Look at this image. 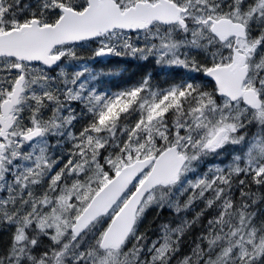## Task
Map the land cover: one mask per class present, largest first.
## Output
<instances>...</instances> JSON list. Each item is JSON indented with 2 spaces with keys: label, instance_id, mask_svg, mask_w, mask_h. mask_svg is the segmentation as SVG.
Listing matches in <instances>:
<instances>
[{
  "label": "snow or ice",
  "instance_id": "snow-or-ice-1",
  "mask_svg": "<svg viewBox=\"0 0 264 264\" xmlns=\"http://www.w3.org/2000/svg\"><path fill=\"white\" fill-rule=\"evenodd\" d=\"M0 264H264V0H0Z\"/></svg>",
  "mask_w": 264,
  "mask_h": 264
},
{
  "label": "trees",
  "instance_id": "trees-1",
  "mask_svg": "<svg viewBox=\"0 0 264 264\" xmlns=\"http://www.w3.org/2000/svg\"><path fill=\"white\" fill-rule=\"evenodd\" d=\"M105 64H108L109 67H111L114 64H120L121 66L128 67L130 69V72L127 75H131V73L135 71V65L133 63L124 64L121 58H113L110 60H101L99 63L94 64L93 66L99 68V67L104 66ZM127 75H126L125 79L127 78ZM162 78H163L162 76H159V75L157 76V79H162ZM113 83H116V82L114 81ZM213 162H215V161H213ZM189 216H191V213H189ZM172 218L173 217L171 216V213H168V212L163 213L160 218H155V214L150 212L148 214V217H147V220L145 221L144 226L150 227L153 230H155L158 223L172 219ZM190 239H192V237H190L189 240Z\"/></svg>",
  "mask_w": 264,
  "mask_h": 264
},
{
  "label": "flooded vegetation",
  "instance_id": "flooded-vegetation-1",
  "mask_svg": "<svg viewBox=\"0 0 264 264\" xmlns=\"http://www.w3.org/2000/svg\"><path fill=\"white\" fill-rule=\"evenodd\" d=\"M110 59H113V58H108L107 60H110ZM103 60V59H102ZM216 163H219L220 161H215ZM226 162V161H225Z\"/></svg>",
  "mask_w": 264,
  "mask_h": 264
}]
</instances>
